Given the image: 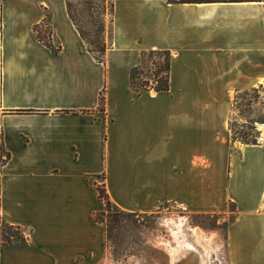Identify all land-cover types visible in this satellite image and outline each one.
I'll return each mask as SVG.
<instances>
[{"label":"crops","instance_id":"0c3cea01","mask_svg":"<svg viewBox=\"0 0 264 264\" xmlns=\"http://www.w3.org/2000/svg\"><path fill=\"white\" fill-rule=\"evenodd\" d=\"M151 50L170 52V88L138 93ZM257 86L264 0H114L104 62L66 0H0V264H105L103 182L129 212L233 213L228 264H264V144L231 128ZM6 225L24 239L4 242Z\"/></svg>","mask_w":264,"mask_h":264},{"label":"rangeland","instance_id":"374dc122","mask_svg":"<svg viewBox=\"0 0 264 264\" xmlns=\"http://www.w3.org/2000/svg\"><path fill=\"white\" fill-rule=\"evenodd\" d=\"M66 1L71 15L86 37L108 48L112 40V0ZM47 30H50V26ZM167 57L168 54L160 53L146 58L144 71L152 76L151 84H156L154 73ZM161 74L164 75L163 72ZM236 110L238 114L231 123L233 136L244 142H255V125L264 120V86L242 91L238 95ZM230 210L234 211L235 207L231 205ZM232 218L233 213L192 214L179 207L153 212H129L116 206L102 222L106 228L108 247L105 264H173L170 254V245H176L173 219L184 223L186 238L204 255L205 249L196 240L193 228H200L209 237L210 264H228L226 233ZM9 235L17 236V231L9 229Z\"/></svg>","mask_w":264,"mask_h":264},{"label":"trees","instance_id":"16d2710c","mask_svg":"<svg viewBox=\"0 0 264 264\" xmlns=\"http://www.w3.org/2000/svg\"><path fill=\"white\" fill-rule=\"evenodd\" d=\"M171 2L175 3H186V2H214V1H262V0H170ZM68 4V3H67ZM69 10V6H68ZM70 13V10H69ZM114 13V0H112V16ZM71 18L73 19L74 23L78 27V30L81 33V36L86 41L90 51L95 55V57L101 61H105V54L108 48L105 47V45L100 46L97 45L96 42H92L89 40L88 37L82 32L79 25L75 22V19L70 13ZM49 25L40 28H35V32L37 37L40 41H42L44 44H46L49 47H52L55 51H57V48L54 47L52 40H51V29L48 31L47 27ZM112 28H113V19H112ZM48 34V35H47ZM165 53L168 54L167 59L165 60L164 64L159 65V70L154 73L156 84H151V75H146L144 71V66L146 64V58L148 56H153L156 54ZM143 61L142 64L139 66H136L132 68L131 70V85L138 93H142L145 90H155V91H163L168 90L170 88V68H171V61L172 56L169 51H163V50H151V51H145L142 54ZM164 73L161 74V73ZM153 79V78H152ZM105 89L102 91L100 96V107L101 110H105V95H104ZM9 158V154L5 153L4 150H1L0 154V160L2 163H4ZM99 190V197L101 200L105 202L106 209L102 212H98L95 214V220L98 222H103V218L108 214L112 213V210L116 205L111 201L109 193L107 192V189L105 187V182L103 184L98 185ZM234 206V205H233ZM235 207V206H234ZM116 213H114L115 215ZM9 229H15L17 231V236L9 235ZM11 232V231H10ZM22 239H24V234L21 232L20 228L14 225H6L4 230V242L11 243V242H21Z\"/></svg>","mask_w":264,"mask_h":264},{"label":"bare ground","instance_id":"6f19581e","mask_svg":"<svg viewBox=\"0 0 264 264\" xmlns=\"http://www.w3.org/2000/svg\"><path fill=\"white\" fill-rule=\"evenodd\" d=\"M176 228L173 230L176 245H170V254L173 264H210L211 245L208 236L204 235L198 227L193 228V233L198 243L205 249V255L202 254L197 247L186 238L182 221L171 220ZM212 244V243H211Z\"/></svg>","mask_w":264,"mask_h":264},{"label":"built area","instance_id":"2783aa9c","mask_svg":"<svg viewBox=\"0 0 264 264\" xmlns=\"http://www.w3.org/2000/svg\"><path fill=\"white\" fill-rule=\"evenodd\" d=\"M255 130V143L264 144V120L256 123Z\"/></svg>","mask_w":264,"mask_h":264}]
</instances>
